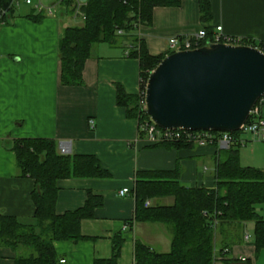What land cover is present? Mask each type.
Wrapping results in <instances>:
<instances>
[{
    "label": "crops",
    "instance_id": "0c3cea01",
    "mask_svg": "<svg viewBox=\"0 0 264 264\" xmlns=\"http://www.w3.org/2000/svg\"><path fill=\"white\" fill-rule=\"evenodd\" d=\"M62 1L32 0L29 5L20 1L13 6L9 22H0V212L23 222H31L35 213L31 196L35 182L19 176L11 143L26 138L53 139L59 149L66 143L68 154L94 156L110 175L59 181L58 215L84 207L89 194L100 196L103 205L93 219L82 221L84 239L55 242L56 253L67 264H95L112 257L113 240L119 235L123 245L118 264H135L138 241L153 249L164 235L163 249H168V229L162 224L136 222L135 198L120 197L119 191L128 188L134 192L138 171L174 169L183 185L213 190L220 151L227 149L218 145L149 147L139 139L138 122L128 118L126 109L117 103L119 86L126 94L140 93L139 61L128 57V42L99 44L86 61L84 86H63L58 43L69 27L67 22L77 14H69ZM74 1L81 6L89 0ZM210 8L213 29L222 26L228 35L264 43V0H210ZM202 28L200 0H182L178 8H155L152 26H141L136 34L151 55L159 56L168 54L172 37ZM261 115L264 118V105ZM90 119L95 121V129H90ZM236 146L243 167L264 171V136L239 135ZM167 199L172 198L151 204L173 203V199L165 203ZM258 212L264 219V204ZM223 233L229 236L227 229ZM253 234L254 224L246 223L242 233L228 237L229 244V240H221L222 247L231 248L216 264H225L228 258L236 264H264V249L256 254ZM0 264H16L15 253L0 247Z\"/></svg>",
    "mask_w": 264,
    "mask_h": 264
},
{
    "label": "trees",
    "instance_id": "16d2710c",
    "mask_svg": "<svg viewBox=\"0 0 264 264\" xmlns=\"http://www.w3.org/2000/svg\"><path fill=\"white\" fill-rule=\"evenodd\" d=\"M62 3L70 14L79 11L83 24L65 28L59 40L61 84L84 86L86 61L99 44L120 46L124 42L130 43L128 57L139 61L140 93L126 94L119 86L117 103L126 109L128 118L138 122V137L145 140L141 126L150 117L144 109L143 93L150 74L172 53L151 55L136 32L141 26H152L155 8H178L182 0H89L81 6L74 0H63ZM200 10L203 29L211 35L210 0H200ZM12 13V0H0V22H9ZM242 44L264 52V43L243 39ZM233 135L239 137L240 133L233 132ZM236 144L220 151L216 188L213 190L183 185L177 169L137 172L134 219L138 223L166 226L170 233V250L161 253L138 241L135 245V264H216L220 257L225 258L229 254L231 248L225 245L217 249L218 232L224 234L226 227L242 229L246 223L254 224L256 254L264 249V219L258 212V208L264 204V171L243 167ZM159 145L178 148L193 146L183 142ZM153 146L157 145L149 147ZM10 149L15 153L19 176L30 177L35 182L31 194L35 213L31 222H23L0 212V247L9 248L15 253L16 264H60L54 243L83 240L81 223L94 218L96 209L103 205V199L89 194L84 207L58 215L59 181L103 179L110 174L94 156L62 154L53 139H16ZM165 198H172L173 203L146 205L148 201ZM228 234L230 237L231 233ZM228 237L224 236V241L229 240V244L232 240ZM122 245V237L116 236L112 257L96 261L95 264H118ZM224 262L237 263L231 258Z\"/></svg>",
    "mask_w": 264,
    "mask_h": 264
},
{
    "label": "water",
    "instance_id": "95a60500",
    "mask_svg": "<svg viewBox=\"0 0 264 264\" xmlns=\"http://www.w3.org/2000/svg\"><path fill=\"white\" fill-rule=\"evenodd\" d=\"M263 97L264 52L217 44L163 59L147 81L145 105L164 130L238 132Z\"/></svg>",
    "mask_w": 264,
    "mask_h": 264
},
{
    "label": "built area",
    "instance_id": "2783aa9c",
    "mask_svg": "<svg viewBox=\"0 0 264 264\" xmlns=\"http://www.w3.org/2000/svg\"><path fill=\"white\" fill-rule=\"evenodd\" d=\"M20 1L26 3L27 5L32 3V0H12V6H17ZM47 12L52 14L53 11L49 9ZM242 43L243 38L228 35L224 33L222 26H216L211 35H209L208 32L202 28L201 30L190 34L172 37L169 40V52L176 53L181 51H191L204 46L217 44L244 46ZM145 92L143 93L144 103ZM262 105H264V97L259 101V104L257 103V105L253 108L248 120L238 131L240 135H250L258 139L264 136V118L261 115ZM89 127L90 129H95V121L93 119L89 120ZM141 130L144 132L145 141H147L150 145L183 142L194 146L218 145L222 148L229 149L232 145L238 143L239 140V137H234L233 132L204 130L192 131L184 129L164 130L159 128L151 118L148 122H145L141 126ZM241 144H243V141ZM60 152L62 154H68V145L62 144ZM118 194L120 197L129 195L134 197V192L128 188L120 190ZM146 204L147 206H150L149 202ZM248 239L249 235L246 234V240ZM60 264H67L66 259H61Z\"/></svg>",
    "mask_w": 264,
    "mask_h": 264
},
{
    "label": "rangeland",
    "instance_id": "374dc122",
    "mask_svg": "<svg viewBox=\"0 0 264 264\" xmlns=\"http://www.w3.org/2000/svg\"><path fill=\"white\" fill-rule=\"evenodd\" d=\"M87 1H85V2H87ZM75 14H77V15H75V17L72 18L70 22H67V24L69 26H80V25L83 24V16H82V14L79 11H77ZM68 17L70 18V15H68ZM143 105H144V109L146 111V105H145V103ZM170 200H172V199H170ZM170 200L167 199L165 203H168V201H170ZM148 202L150 203V205L154 204V203L151 204V202H153V201H148ZM156 227H159V226H156ZM163 227H165V226H163ZM226 229H227L228 233H231L230 234L231 236H237L238 234H240V232L242 233V229H237V228L234 229L233 227H226ZM161 236L162 237H159V245L162 244V243H164V242L166 243V241H165V238L166 237H164V235H161ZM168 236H169V237H167V239L169 241V247H168V249L167 248L166 249H163L164 248V245L163 244L160 245V246L159 245H154V246H152L153 249L155 251H158V252H163V250L168 251L170 249V233L169 232H168ZM223 239H224V234H222V232H218V236H217V249L218 250H220V248H222V245H221L220 241L223 240Z\"/></svg>",
    "mask_w": 264,
    "mask_h": 264
}]
</instances>
